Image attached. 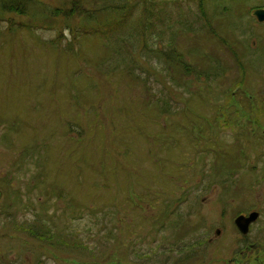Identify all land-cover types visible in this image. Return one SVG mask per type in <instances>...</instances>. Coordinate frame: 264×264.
Returning <instances> with one entry per match:
<instances>
[{"label": "rangeland", "instance_id": "374dc122", "mask_svg": "<svg viewBox=\"0 0 264 264\" xmlns=\"http://www.w3.org/2000/svg\"><path fill=\"white\" fill-rule=\"evenodd\" d=\"M39 1L26 16L0 10V264H181L193 246L188 264L260 256L264 0H206L205 18L185 0L123 39L82 23L102 0ZM173 44L194 71L154 51ZM39 210L87 248L56 253L14 229ZM258 211L242 234L236 217Z\"/></svg>", "mask_w": 264, "mask_h": 264}, {"label": "trees", "instance_id": "16d2710c", "mask_svg": "<svg viewBox=\"0 0 264 264\" xmlns=\"http://www.w3.org/2000/svg\"><path fill=\"white\" fill-rule=\"evenodd\" d=\"M160 0H102L99 4V6L95 7L94 9H90L87 6H82L80 12L78 13L80 19L82 20V23L86 25H95L98 27V29H105V28H117L119 29L117 33H115V37L117 35L121 36L122 39L125 36H133L129 32V27L131 24H133L132 28L135 30H138L139 27L145 26V30L139 31L140 34H142V37H146L149 32V26L150 25H160L163 19H167V16L164 15L166 7L170 6L171 4L175 5L177 7L176 10L179 12H183V2L185 0H166L164 3H159ZM192 1L193 0H188ZM200 9L202 10V14L205 15L209 14V11H212L210 8H207V5L205 3L206 0H198ZM224 2V0H223ZM37 5H41L39 0H0V10L3 13H17L18 15L26 16L32 8L37 7ZM154 8L155 11H158L157 14H155V11L152 9ZM213 8V7H212ZM70 12H68V16H66L67 20L70 18ZM54 12H49L47 15L46 13L43 14V17L45 21L49 22V20L56 21V17L58 16H52ZM159 15V17H158ZM182 19L187 20V18L183 15V18L181 17L179 21L181 24L186 21H182ZM51 20V22H52ZM66 20V19H65ZM206 20V19H205ZM84 21V22H83ZM153 21V22H150ZM159 21V22H158ZM150 22V25H148ZM163 23V22H162ZM184 26V24H183ZM185 27V26H184ZM144 28V27H143ZM198 28H192V31H196ZM64 33L61 30L59 32V38L63 37ZM176 37V34L172 36V38ZM64 38H66L64 36ZM74 38L71 42L69 41L67 44V48L72 49V42L75 40ZM52 43H58L57 39L51 40ZM149 44V40L147 41ZM124 46L126 44H123ZM154 51L160 56V58L165 59L168 67H182L180 69L185 70L188 74L195 70V66L187 64V62H184L183 56L178 55V52L176 50L175 45L169 46L166 49H154ZM220 67V65L217 66V68ZM200 72V71H199ZM199 72L197 74L199 75ZM202 73V72H200ZM204 74H207L204 73ZM208 75V74H207ZM156 98L159 100L158 102L162 104V111L164 112V115L166 113H169L173 108L172 100L168 98V96H158L154 94ZM174 101V100H173ZM35 209H40L39 206H36ZM36 216L39 217L38 221L35 222L33 226H29V224H20L18 221H14V229H16L17 232L25 234L29 233V236L33 239H39L43 242L42 245H45L46 248H51L56 253L59 251L62 252H69L70 250H77L81 251V248H87V245H84L81 242L77 241L73 236L71 235V232L69 233H61V231L54 230L55 227H50L45 224L44 219L45 217L49 218L50 220H53L52 216H50L49 213L43 214L41 210L36 213ZM180 224L177 223L174 227L178 228ZM9 225H5L3 227L4 229H8ZM110 233V232H109ZM171 233L170 235H172ZM7 235V234H5ZM178 235V234H173ZM184 235H181L179 239L183 240ZM184 243V240L181 241V244ZM43 247V246H42ZM186 246H183L185 248ZM196 246L190 247L187 250L181 249L183 252H185V257L181 261V264H188L193 261V259L197 258L198 255V249H195ZM180 250V251H181ZM179 254V253H178ZM182 258V257H181ZM178 258V259H181ZM116 259V258H115ZM114 259V264H116V261ZM180 260L175 259V264H179ZM121 264V263H120Z\"/></svg>", "mask_w": 264, "mask_h": 264}, {"label": "water", "instance_id": "95a60500", "mask_svg": "<svg viewBox=\"0 0 264 264\" xmlns=\"http://www.w3.org/2000/svg\"><path fill=\"white\" fill-rule=\"evenodd\" d=\"M254 15L256 18H258L259 22H264V9L260 8L259 10L254 11ZM1 198V195H0ZM260 213L259 212H253L247 216L241 215L236 218V227H238L239 231H241L242 234L248 235V233L251 231L250 228L252 224L258 222ZM220 232V231H217Z\"/></svg>", "mask_w": 264, "mask_h": 264}, {"label": "flooded vegetation", "instance_id": "af4514ba", "mask_svg": "<svg viewBox=\"0 0 264 264\" xmlns=\"http://www.w3.org/2000/svg\"><path fill=\"white\" fill-rule=\"evenodd\" d=\"M1 199H0V203H1ZM252 212H249V213H247V214H240V215H238V216H241V215H244V216H247V215H249V214H251ZM260 213V216H259V218L261 217V212H259ZM237 216V217H238ZM259 221V220H258ZM252 226H254V225H252ZM252 226H251V228H252ZM260 246H262V247H264L263 246V244H261ZM260 246H259V248H258V246H257V248H258V251L256 252V254H260V256H257L255 259H253V257H249L248 259H246L247 260V262L245 261V262H243L242 264H252V263H254V264H262V262H263V260H264V254H261V252L260 251H263L264 252V250L262 249V250H260L259 251V249H261L260 248ZM252 247V246H251ZM16 248L14 247L13 248V250L12 251H14ZM252 249V248H251ZM0 251L2 252L3 251V249H0ZM19 252H21V251H19ZM248 252H250V249H249V251ZM255 252V251H254ZM250 255H251V252H250ZM251 256H253V255H251ZM32 263V262H31ZM36 264H39V262H37Z\"/></svg>", "mask_w": 264, "mask_h": 264}]
</instances>
